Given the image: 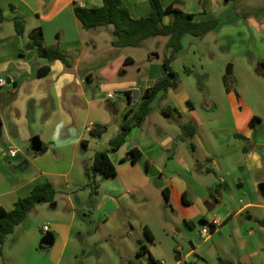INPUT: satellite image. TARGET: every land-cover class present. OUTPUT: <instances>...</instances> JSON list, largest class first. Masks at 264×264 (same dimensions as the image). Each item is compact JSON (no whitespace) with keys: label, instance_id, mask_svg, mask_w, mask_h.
Masks as SVG:
<instances>
[{"label":"crops","instance_id":"1","mask_svg":"<svg viewBox=\"0 0 264 264\" xmlns=\"http://www.w3.org/2000/svg\"><path fill=\"white\" fill-rule=\"evenodd\" d=\"M119 1L134 19L151 13L148 0ZM159 1L203 19L219 20L230 12L264 36V0ZM75 6L99 8L102 0H0V79L6 81L0 86V207L11 210L35 185L54 186V203L35 205L22 223L31 216L48 220L44 226L54 242L44 250L55 264L73 241L80 211L95 226L94 236L99 232L122 247L109 257L129 264H181L178 240L191 246L185 256L196 251L192 239L198 244L200 239L192 233L200 222L216 219L220 228L242 214L257 224L264 219V61L243 63L239 89H224L219 97L204 93L201 109L179 85L168 90L164 105L178 114L164 117L151 109L143 125L133 128L120 148L108 154L115 176L96 175L97 193L91 194L84 171L94 154L108 150L145 90L168 77L162 64L167 38L159 41L160 54L155 47L160 37L140 48H116L111 26L85 29ZM15 19L23 20L25 37L15 31ZM163 22L170 25L173 17ZM37 28L46 47L68 57L69 67L59 60L48 62L27 48L26 36ZM250 90L254 94L248 96ZM178 123L192 124L194 135L184 139ZM35 136L44 148L37 155L31 150ZM9 147L18 150L14 157ZM132 150L139 154L133 164ZM237 195L244 197L238 204ZM247 227L232 228L238 254L227 253L223 259L264 264V228L258 224L259 239L251 240L255 233ZM25 231L33 240L43 233L29 223ZM142 246L146 252L138 254Z\"/></svg>","mask_w":264,"mask_h":264},{"label":"rangeland","instance_id":"2","mask_svg":"<svg viewBox=\"0 0 264 264\" xmlns=\"http://www.w3.org/2000/svg\"><path fill=\"white\" fill-rule=\"evenodd\" d=\"M245 20L229 12L227 16L224 15L219 19L220 25L224 26L222 32L211 31L201 39L188 33L183 36L182 49L172 62V68L178 76L179 87L190 95L192 102L199 109H201L200 102L204 100V93L219 97L223 94L225 83L230 88L239 89V85L243 82L240 78V74H243L241 70L243 63L264 61V36ZM164 39L157 38L155 47L159 48L160 42ZM243 77L248 82L244 75ZM253 94L250 90L248 96ZM166 99V96L159 94L151 105L152 109L161 113V109L166 107L164 105ZM227 197L228 202L233 203L229 201L231 197ZM242 198L244 197L237 195L234 202L238 204L239 200H243ZM88 209L86 208V211ZM82 212H79L78 217L80 226L77 224L74 226L72 235L74 242L69 243L58 264H129L124 258L109 257L113 250L122 247H118L109 239L102 238L99 232L94 236L95 226L81 214ZM33 217L27 218L25 224L17 225L6 237L3 245H0V264H55L50 261L48 251L44 250L46 248L40 243L44 234L41 233L38 239L33 240V237L25 231L28 223L31 228H42L48 224L45 218L34 220ZM240 224H246L247 228L255 233L250 237L251 240L259 239L258 224L254 219L247 221L246 214L236 218L232 224L216 227V231L211 235L208 234L206 239L199 237L201 226L197 224L196 230L192 233L193 237L200 239L199 244L192 239L196 251L185 256L191 250V246L187 242L178 240L183 249L181 264H218V257L224 258L227 253L237 255L238 247L232 238V228ZM248 246L251 251V245ZM171 262H174V259Z\"/></svg>","mask_w":264,"mask_h":264},{"label":"trees","instance_id":"3","mask_svg":"<svg viewBox=\"0 0 264 264\" xmlns=\"http://www.w3.org/2000/svg\"><path fill=\"white\" fill-rule=\"evenodd\" d=\"M151 6V13L148 17L134 19L129 12L120 5L119 0H102V6L99 8L74 7V13L85 29H96L104 26H111V44L116 48H140L147 41L156 37H166L167 54L163 57L162 64L168 77L158 79L152 87L145 90L143 98L136 110L129 111L119 127L118 134L109 141L107 151L96 152L93 156L92 165L85 169L87 178L86 187L91 189V194H96L98 189L96 175L103 179H111L115 176V168L112 165L108 154L117 151L125 142L128 133L133 128L141 127L146 117L151 112V105L155 98L161 94L165 96L167 91L175 90L178 85V76L172 70L170 64L176 58L182 49L181 40L185 34H190L196 38H203L207 33L213 31L220 25L218 19H203L195 15L183 12L172 5L163 7L159 0H148ZM173 17V22L166 25L163 22L165 17ZM14 29L22 37L24 36L25 26L23 20L15 19L13 21ZM26 46L29 49L36 50L39 57L48 62L54 60L61 61L65 67H69V59L57 48L46 47L44 44L43 33L40 28L32 30L26 36ZM42 73V72H41ZM39 73V74H41ZM225 82V77H223ZM225 83V90H231ZM166 106L161 109L165 117L178 114L176 109ZM184 139L191 138L195 133V128L189 123H178ZM44 151L42 148L41 152ZM37 155L39 153L33 152ZM130 162H136L139 154L136 150L129 153ZM57 190L50 182L35 185L27 197L18 199L11 210H5L0 207V245H3L6 237L11 234L15 227L22 223L30 210L40 203H54ZM163 196L168 201V194L163 190ZM264 228V219L257 221ZM208 224V223H207ZM209 225V224H208ZM210 235L215 231L213 225H209ZM144 233L151 241V236L146 228ZM146 252L142 246L138 254ZM218 264H234L229 259H218Z\"/></svg>","mask_w":264,"mask_h":264},{"label":"built area","instance_id":"4","mask_svg":"<svg viewBox=\"0 0 264 264\" xmlns=\"http://www.w3.org/2000/svg\"><path fill=\"white\" fill-rule=\"evenodd\" d=\"M5 84H6V81L3 80V79H0V86L1 85H5ZM108 97L109 98H113V95L112 94H109ZM17 152H18V150L16 148H14V147H9L8 148V154L11 157H14L17 154ZM208 224L209 225H213V227H216L219 224V221L216 220V219H213ZM208 224H206L204 226H201V228H200V237L202 239H206L208 237V234L210 235V228H209V225ZM42 232H43V234L47 233L48 232V227L47 226H43L42 227Z\"/></svg>","mask_w":264,"mask_h":264},{"label":"water","instance_id":"5","mask_svg":"<svg viewBox=\"0 0 264 264\" xmlns=\"http://www.w3.org/2000/svg\"><path fill=\"white\" fill-rule=\"evenodd\" d=\"M31 150L36 153L42 150V144L39 138L36 136L31 139ZM199 225L204 226L206 224L203 222H200ZM53 242H54V237L51 232L45 233L40 240L41 245H43L45 248L52 246Z\"/></svg>","mask_w":264,"mask_h":264}]
</instances>
